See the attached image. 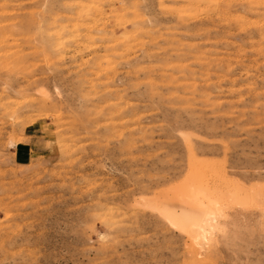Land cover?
Masks as SVG:
<instances>
[{
    "label": "rangeland",
    "instance_id": "1",
    "mask_svg": "<svg viewBox=\"0 0 264 264\" xmlns=\"http://www.w3.org/2000/svg\"><path fill=\"white\" fill-rule=\"evenodd\" d=\"M0 40V264H264V0H0ZM198 183L202 249L159 216Z\"/></svg>",
    "mask_w": 264,
    "mask_h": 264
},
{
    "label": "bare ground",
    "instance_id": "2",
    "mask_svg": "<svg viewBox=\"0 0 264 264\" xmlns=\"http://www.w3.org/2000/svg\"><path fill=\"white\" fill-rule=\"evenodd\" d=\"M181 197V202L178 205L180 214H172L167 210L163 209L161 211L159 209V216L161 215L168 225L187 235L195 245L200 246L202 249L209 244L211 238L219 232L220 225L224 223L222 219L224 218V207L226 205L224 203L226 202H223V198L217 190L203 183L189 186L185 195ZM229 221L231 220L229 219ZM219 234L221 233L219 232Z\"/></svg>",
    "mask_w": 264,
    "mask_h": 264
}]
</instances>
